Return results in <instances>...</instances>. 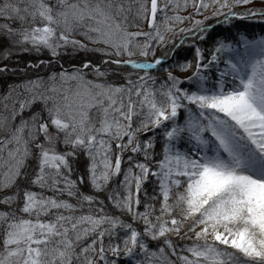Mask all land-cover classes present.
Instances as JSON below:
<instances>
[{"label": "snow or ice", "instance_id": "1", "mask_svg": "<svg viewBox=\"0 0 264 264\" xmlns=\"http://www.w3.org/2000/svg\"><path fill=\"white\" fill-rule=\"evenodd\" d=\"M250 21L264 0H0V264H264Z\"/></svg>", "mask_w": 264, "mask_h": 264}, {"label": "rangeland", "instance_id": "2", "mask_svg": "<svg viewBox=\"0 0 264 264\" xmlns=\"http://www.w3.org/2000/svg\"><path fill=\"white\" fill-rule=\"evenodd\" d=\"M246 23L250 24L257 34H260L262 31H264V25H261L258 21H250ZM181 58H183V54ZM188 59H191L190 55L188 56Z\"/></svg>", "mask_w": 264, "mask_h": 264}]
</instances>
